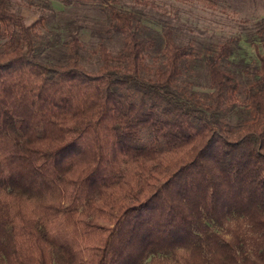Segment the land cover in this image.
Returning a JSON list of instances; mask_svg holds the SVG:
<instances>
[{
  "label": "trees",
  "instance_id": "obj_1",
  "mask_svg": "<svg viewBox=\"0 0 264 264\" xmlns=\"http://www.w3.org/2000/svg\"><path fill=\"white\" fill-rule=\"evenodd\" d=\"M57 1L104 15L96 48L81 16L62 41L49 4L0 0V264H264V19L254 65L235 38Z\"/></svg>",
  "mask_w": 264,
  "mask_h": 264
},
{
  "label": "rangeland",
  "instance_id": "obj_2",
  "mask_svg": "<svg viewBox=\"0 0 264 264\" xmlns=\"http://www.w3.org/2000/svg\"><path fill=\"white\" fill-rule=\"evenodd\" d=\"M41 2L49 4L55 14L43 31L59 32L62 35V41H65L66 23L81 16V22L87 23V27L80 31L81 42L87 51L97 47L98 39L93 33L104 25L106 27L105 17L100 11L95 12L96 16L92 17V21L91 18L87 21L84 16L87 8L83 5L66 8L57 0H41ZM113 3L119 9L133 12L142 20V24L155 31L159 32L162 27L171 26L183 42L198 39L207 43H216L235 38L238 40V48L233 59H241L245 63L254 65L258 63L255 47L249 43L248 39L254 31V23L264 19V2L248 0L239 3L238 6L221 2L214 8H209L195 0H115ZM16 11L24 18V23L27 25L39 17L37 10L33 11L26 6L18 5ZM50 55L53 61H61V57L54 51ZM87 63L94 64L92 59ZM205 82L200 78L196 81L199 86L194 89L205 92L208 90Z\"/></svg>",
  "mask_w": 264,
  "mask_h": 264
}]
</instances>
